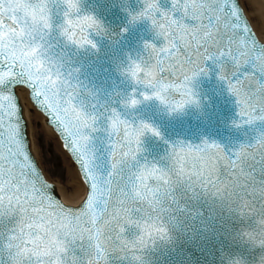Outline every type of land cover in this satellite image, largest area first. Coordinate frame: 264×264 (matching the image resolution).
I'll list each match as a JSON object with an SVG mask.
<instances>
[{"label": "snow or ice", "instance_id": "6c2138e0", "mask_svg": "<svg viewBox=\"0 0 264 264\" xmlns=\"http://www.w3.org/2000/svg\"><path fill=\"white\" fill-rule=\"evenodd\" d=\"M82 3L0 0V264H149L185 200L202 197L251 219L240 235L264 247V130L227 150L207 138L167 141L149 158L143 138L163 134L136 111L153 99L168 115L200 109L193 83L211 61L236 98L233 123L264 122V0L259 18L254 0H142L129 23L147 19L162 42L128 57L118 71L132 87L107 99L76 63L109 33ZM44 123L70 171L46 172L33 155L29 129L38 137Z\"/></svg>", "mask_w": 264, "mask_h": 264}, {"label": "water", "instance_id": "95a60500", "mask_svg": "<svg viewBox=\"0 0 264 264\" xmlns=\"http://www.w3.org/2000/svg\"><path fill=\"white\" fill-rule=\"evenodd\" d=\"M141 3V6L143 7V3L141 0H83L82 7L83 10L86 12H91L95 14L98 18H100L104 25L109 30L108 35L105 36H112L111 33H115L114 36L111 37V42L113 45H105L104 36H94V39H96L99 49L105 50L107 52L116 53V45L115 43H118V40H120L116 34V28H117V21H122L124 18L130 19L129 16H123L122 19H117L112 15L111 21L105 19V16L115 13H119L121 10L122 12H135L138 11L139 4ZM161 7L168 8L171 6L170 0H160ZM127 9V10H125ZM142 27L141 20L137 21L135 23H131V47L134 49L135 46L140 45L141 47L137 48V53L142 54L144 52L143 49V43H139L138 39V28ZM111 32V33H110ZM145 41V40H143ZM122 46V44H120ZM94 50H83L79 52L78 55H81L83 57H86L90 59V54L93 55ZM98 59H101L99 57ZM216 67V66H214ZM81 69L80 76L85 80L88 76L92 75V71L88 72V67L85 64ZM218 71V70H216ZM211 71L209 70L210 74ZM207 74V75H208ZM206 75V76H207ZM94 77V76H93ZM93 77L86 80L89 86H93ZM158 137H156L157 139ZM163 148V146H162ZM160 149L159 154H161V151L164 149ZM226 148V147H225ZM227 150V148H226ZM196 201L200 202V199H196ZM203 206H201L202 208ZM204 212V210H203ZM203 212H195L193 219L196 220V227L189 228L191 229V232L188 234L189 236H193L190 238L191 241H193L194 244H196V249L194 251V255L191 257H186L181 260V264H228V260L233 257H240L243 258L246 261V264H258L261 256H264V247L260 246H253L251 242L244 239L240 233L243 231L245 224H237L240 221L238 220L236 223L232 224L231 220L228 219L227 222H229L232 225H229L227 223H220L217 221H208L207 226L204 228H201L199 224H202V219L205 217L207 219L211 218L210 214H207L206 216L203 215ZM239 216V215H238ZM240 217V216H239ZM212 219V218H211ZM249 220L248 222H250ZM237 224V226L235 225ZM232 226H236V228H232ZM236 232L233 234L235 238L230 239V232ZM184 232V231H182ZM182 232H180V236L183 235ZM188 232V231H187ZM201 236L198 238L197 236ZM198 238V239H197ZM186 238L183 237V240ZM197 239V241H195ZM188 244L187 247L190 248ZM188 248V249H189ZM176 250H173V252Z\"/></svg>", "mask_w": 264, "mask_h": 264}, {"label": "rangeland", "instance_id": "374dc122", "mask_svg": "<svg viewBox=\"0 0 264 264\" xmlns=\"http://www.w3.org/2000/svg\"><path fill=\"white\" fill-rule=\"evenodd\" d=\"M36 139V158L45 167L46 172L51 169L52 171H58L60 169H65L63 166V159L55 152L54 139L49 137L48 139L44 138V133L41 131V134ZM51 176V173L49 172Z\"/></svg>", "mask_w": 264, "mask_h": 264}, {"label": "bare ground", "instance_id": "6f19581e", "mask_svg": "<svg viewBox=\"0 0 264 264\" xmlns=\"http://www.w3.org/2000/svg\"><path fill=\"white\" fill-rule=\"evenodd\" d=\"M254 4H255V8H256L257 17L259 18L261 6H262V0H254ZM30 123H31V118H30ZM29 131H30L29 138H30L31 145H32V151L36 155L37 149H36V146H35V144H36L35 135H32L31 134L32 133V128L31 127H30ZM41 131L44 133V138L45 139H48L49 137H51L52 139H54L55 152L58 153L59 156L62 157V159H63L62 161H63L64 168L65 169H68L70 171L71 169H70L69 166H70L71 162L68 160L67 154L60 149L59 142L56 139V135L53 132L52 128L50 126H48L46 123H44L43 129ZM58 191H60L61 192V195H63V189L59 185V183H58ZM66 202L76 203V202H78V200H72V201H67L66 200Z\"/></svg>", "mask_w": 264, "mask_h": 264}, {"label": "clouds", "instance_id": "9594fccd", "mask_svg": "<svg viewBox=\"0 0 264 264\" xmlns=\"http://www.w3.org/2000/svg\"><path fill=\"white\" fill-rule=\"evenodd\" d=\"M245 231H247V230H245ZM244 239H246V240H248V237L247 236H244L243 237ZM255 246H260L259 244H257V245H255ZM147 259V258H146ZM232 259H240V257H233Z\"/></svg>", "mask_w": 264, "mask_h": 264}]
</instances>
